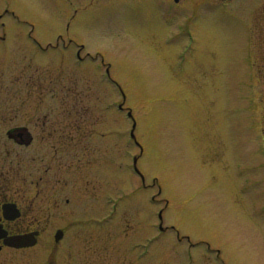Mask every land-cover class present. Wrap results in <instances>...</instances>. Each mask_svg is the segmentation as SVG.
<instances>
[{"label": "rangeland", "instance_id": "rangeland-1", "mask_svg": "<svg viewBox=\"0 0 264 264\" xmlns=\"http://www.w3.org/2000/svg\"><path fill=\"white\" fill-rule=\"evenodd\" d=\"M195 2L0 0V106L36 138L0 128V159L83 168L89 264H264V3Z\"/></svg>", "mask_w": 264, "mask_h": 264}, {"label": "flooded vegetation", "instance_id": "flooded-vegetation-1", "mask_svg": "<svg viewBox=\"0 0 264 264\" xmlns=\"http://www.w3.org/2000/svg\"><path fill=\"white\" fill-rule=\"evenodd\" d=\"M195 1L179 0L176 9L190 6L186 12L188 14L193 10L191 5L196 4ZM205 1L216 5H235L240 0ZM240 9L241 6L234 13L239 14ZM34 86L35 82L30 81L28 87L31 91L22 92V102L35 100L31 96ZM14 94L16 98L21 95L19 91ZM30 104L29 122L35 121V115L39 112L34 103ZM1 106L0 128L8 127L5 136L12 148L6 151L9 157L16 155V148L33 146L36 138L30 128L19 125L25 120V109H22L24 117L21 118V108ZM48 120L49 117L47 123ZM60 144L64 145L63 141ZM45 156L47 159H0V264H89L82 255L76 258V251L82 253V249L80 245L75 248L70 241L71 232L77 227L93 223V220L85 221L79 216L82 214L79 207L83 204H79L76 196H79L82 186L87 188L83 168L77 165L76 172L69 175L68 169L75 165L71 159ZM69 181L73 182L74 187L78 185L72 192L67 190ZM113 195L108 192L104 197L107 199ZM105 204L108 206L107 202Z\"/></svg>", "mask_w": 264, "mask_h": 264}]
</instances>
